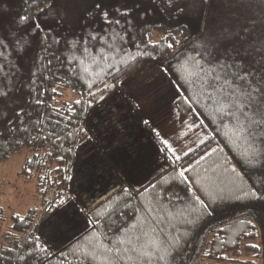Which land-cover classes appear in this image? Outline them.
<instances>
[{"label": "trees", "instance_id": "16d2710c", "mask_svg": "<svg viewBox=\"0 0 264 264\" xmlns=\"http://www.w3.org/2000/svg\"><path fill=\"white\" fill-rule=\"evenodd\" d=\"M261 64L264 0H0V164L27 148L16 176L34 192L6 219L0 182V264H264V128L209 87ZM146 66L203 132L181 157L122 90ZM112 97L156 151L140 186L92 129Z\"/></svg>", "mask_w": 264, "mask_h": 264}, {"label": "rangeland", "instance_id": "374dc122", "mask_svg": "<svg viewBox=\"0 0 264 264\" xmlns=\"http://www.w3.org/2000/svg\"><path fill=\"white\" fill-rule=\"evenodd\" d=\"M121 87L173 157H181L203 139L201 127L193 118L179 123L172 107L175 94L158 70L143 67L122 81ZM109 104V112L95 120L92 129L103 139L109 159L119 173L128 183L140 186L158 165L156 151L132 114L118 104L117 98L112 97ZM30 154L24 148L0 164L1 205L6 219L11 213H23L34 203L33 184L16 176ZM98 163L99 159L95 158L89 167L95 169ZM62 215L67 219L69 229H80V220L73 208ZM6 227L7 221L0 223V233Z\"/></svg>", "mask_w": 264, "mask_h": 264}, {"label": "snow or ice", "instance_id": "6c2138e0", "mask_svg": "<svg viewBox=\"0 0 264 264\" xmlns=\"http://www.w3.org/2000/svg\"><path fill=\"white\" fill-rule=\"evenodd\" d=\"M21 21L23 22L24 18H21ZM241 71L244 69H238L231 81L225 74L223 84L219 83L220 77L213 76L214 82L210 83L209 87H212L220 97L218 101L220 111L230 110L233 119L241 127H244L243 122L247 121L250 126L264 128V64L256 68H248L244 75L240 74ZM254 72L257 74L254 75ZM129 242L131 243V240ZM135 250L133 247L132 251Z\"/></svg>", "mask_w": 264, "mask_h": 264}]
</instances>
